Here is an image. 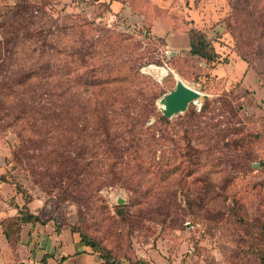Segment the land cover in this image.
Returning a JSON list of instances; mask_svg holds the SVG:
<instances>
[{
    "label": "rangeland",
    "instance_id": "1",
    "mask_svg": "<svg viewBox=\"0 0 264 264\" xmlns=\"http://www.w3.org/2000/svg\"><path fill=\"white\" fill-rule=\"evenodd\" d=\"M25 206L103 264H264V0H0V230Z\"/></svg>",
    "mask_w": 264,
    "mask_h": 264
},
{
    "label": "crops",
    "instance_id": "2",
    "mask_svg": "<svg viewBox=\"0 0 264 264\" xmlns=\"http://www.w3.org/2000/svg\"><path fill=\"white\" fill-rule=\"evenodd\" d=\"M32 225L33 223L23 225L28 232H21L20 243L11 242L4 231L0 230V264H102L103 260L97 252L89 250L87 246L80 247L70 234H66L67 231L61 233V246L59 244L55 247L58 238L44 234L38 237L37 230H44L39 228L41 226L38 223L35 228ZM28 234L36 239L35 245L22 244L27 240ZM5 252L7 256L4 255Z\"/></svg>",
    "mask_w": 264,
    "mask_h": 264
},
{
    "label": "trees",
    "instance_id": "3",
    "mask_svg": "<svg viewBox=\"0 0 264 264\" xmlns=\"http://www.w3.org/2000/svg\"><path fill=\"white\" fill-rule=\"evenodd\" d=\"M190 37V51L193 55L203 57L208 63L215 64L216 62H221V56L216 52L211 40L207 37L206 33L200 29L193 28L189 33ZM246 59V58H245ZM162 121H169V119L164 115L161 117ZM17 190L19 192H25V189L22 188L18 183L16 184ZM25 210H19V215L11 217L9 221L12 223L9 226L13 227V231H11L8 227L4 230L6 237L11 241L18 240V234H20L22 226L26 223H34L44 221L39 218L37 214L29 210L28 206H25ZM85 246H91L95 249L98 247L96 242H92L90 240H84ZM100 252V250H97ZM101 256V254H100ZM103 259H106L107 256H101ZM104 261V260H103ZM105 263V262H103ZM102 263V264H103ZM107 264V263H106Z\"/></svg>",
    "mask_w": 264,
    "mask_h": 264
},
{
    "label": "water",
    "instance_id": "4",
    "mask_svg": "<svg viewBox=\"0 0 264 264\" xmlns=\"http://www.w3.org/2000/svg\"><path fill=\"white\" fill-rule=\"evenodd\" d=\"M200 95L199 90L188 86L183 80H178L176 88L161 99L160 102L164 103L161 110L166 117L170 118L185 111L188 105L197 100Z\"/></svg>",
    "mask_w": 264,
    "mask_h": 264
},
{
    "label": "bare ground",
    "instance_id": "5",
    "mask_svg": "<svg viewBox=\"0 0 264 264\" xmlns=\"http://www.w3.org/2000/svg\"><path fill=\"white\" fill-rule=\"evenodd\" d=\"M157 67V66H156ZM159 68V67H158ZM154 69V68H153ZM164 69V68H163ZM153 71V70H152ZM179 80H181V79H179ZM160 106H161V108H163L164 107V103H161L160 102Z\"/></svg>",
    "mask_w": 264,
    "mask_h": 264
}]
</instances>
